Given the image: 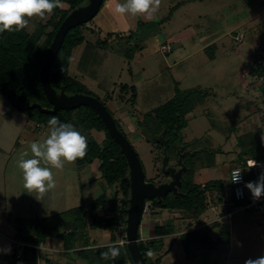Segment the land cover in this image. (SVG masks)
<instances>
[{"label":"rangeland","instance_id":"rangeland-1","mask_svg":"<svg viewBox=\"0 0 264 264\" xmlns=\"http://www.w3.org/2000/svg\"><path fill=\"white\" fill-rule=\"evenodd\" d=\"M106 2L95 19L75 27L84 41L71 52L69 74L83 88L79 95L103 103L137 153L146 180L154 185L170 178L161 170L160 148L147 142L137 122L171 99L185 103L183 129L179 138L175 137L177 158L170 154L166 167L178 170L184 166L187 170L188 166L194 179L197 170L213 164L207 174L224 186L221 201L215 194H206L208 209L196 220L177 211H153L147 203L149 211L139 225L140 241L155 239V226L173 227L171 234L162 236V244L150 259L161 257L160 264H201L202 255L207 253L206 264H244L248 258L264 255V224L259 223V214L254 210L235 212V203L229 201L232 169H242L247 183L256 181L263 171L249 168V160L239 156L236 139L251 132L264 141V85L258 76L249 74L251 70L260 73L254 58L255 50L264 47V0H160L156 11L150 9L154 15L150 21H142L140 13H125L128 30L115 33H105L95 22ZM48 18L25 17L28 26L24 30L32 34ZM236 33L243 35L242 42L234 40ZM205 44L208 49L198 51ZM163 45L170 47L169 54L162 53ZM122 85L135 89L134 102L130 101L131 91L120 92ZM49 134V126L16 112L0 95V249H11L10 254L0 253V264H5L6 256L14 250L32 246L26 242L33 236V228L43 225L40 221L56 227L72 220L68 212L77 208L89 211L98 196L112 197L115 193V188L101 179L97 161L87 165L77 163L79 158L65 161L62 169L42 164L53 172L55 188L43 197L28 191L18 160L24 151L29 153L26 159L33 158L30 144L43 143ZM105 135L95 130L88 134L99 144ZM161 143L164 147L167 144ZM182 176L185 180V174ZM197 182L205 184L204 180ZM106 206L97 214L102 215ZM229 212L230 219L226 217ZM215 224L227 226V237L220 236ZM124 232L125 228L119 237L115 235L116 244L121 245ZM188 233L194 234V239L187 251L179 236ZM83 234L92 245L111 244L107 231L87 227ZM49 239L37 245L38 264H83L74 254L63 251L55 237Z\"/></svg>","mask_w":264,"mask_h":264},{"label":"trees","instance_id":"trees-1","mask_svg":"<svg viewBox=\"0 0 264 264\" xmlns=\"http://www.w3.org/2000/svg\"><path fill=\"white\" fill-rule=\"evenodd\" d=\"M87 1L62 0V3L67 5V8L54 9L48 20L44 24L38 25L32 34H28L24 29L0 33V95L13 110L38 124L48 126V121L53 116L58 117L62 123L72 124L78 132L87 137L88 143L86 155L83 158H79L77 163L91 165L94 161H97V170L101 179L107 186L115 188V193L112 197H107L105 194L98 196L91 204L89 211L77 208L68 212L71 213L72 220H66L61 225L49 227L46 223L44 224V220L40 221V223L43 222V225L33 228V236H30L26 243L32 246L42 245L47 239L55 237L62 243V248L67 253L74 254L83 264H133L128 254L126 243L118 245L115 238V235H120L121 230L125 228L130 195L129 169L125 158L120 153L119 146L110 138L98 116L88 107H79L69 112L59 111L55 115L42 114L37 109H29L32 104H39L44 109H51L43 94L39 80V72L44 55L48 51L54 35L64 19L71 11L85 5ZM47 28H50L48 32H46ZM83 41V35L77 31V28L68 31L64 38L53 62L49 78L52 89L58 95L63 92L67 96H72L81 94L83 90L81 84L76 82L69 74L71 52L75 47L80 46ZM253 72L255 73V70ZM119 90L122 93L128 90L131 91L130 101H135L136 95L133 87L129 88L127 85H122ZM185 107V103L171 99L142 115L140 121L137 122L140 127V134L146 137L147 142L157 144L158 148H160V160H162L164 155V146L161 142L165 141L167 143V164L171 160L170 154L176 157L174 149L176 146L175 137L178 139L181 129H183ZM116 126L121 131L117 124ZM92 130L105 132L106 135L101 144L88 136ZM236 140L240 157L243 155L247 161L256 159L264 163V141H258L251 132L238 136ZM193 155L195 156L194 162H197V152ZM211 166L213 164L206 166V168ZM188 172L187 166V170L183 173L186 178L181 180L178 196L169 193L161 201L153 198L146 200L145 203H148L153 211L160 210L169 213L177 211L186 216L185 218L196 220L208 209L210 199L206 194L209 197L215 194L218 201L225 198L224 186L220 181L210 180L204 185H197L194 182L192 172ZM165 177L168 178L166 175ZM145 181L153 183L146 180V178ZM160 183L161 181H158L156 185ZM104 205H107L105 212L102 215H98L97 211ZM87 227L110 233L111 244L104 246L92 245L88 241L86 234H83ZM215 227L218 228L221 237H227V226L215 224ZM172 231L173 227L169 224L166 226H155V239H151L148 242H138L139 250L146 262L149 264H160L161 257L152 260L148 253L149 251L153 253L156 247L162 244V236L169 235ZM138 238H140L139 235ZM192 239H194V234L192 233L179 236L182 246L187 251ZM123 241H125V238ZM110 247L119 248V256L114 260L101 259V253L107 251ZM21 250V264H38V251L36 249L24 246ZM6 260V264H16V250L10 256L7 255ZM48 264L51 263L48 262Z\"/></svg>","mask_w":264,"mask_h":264},{"label":"clouds","instance_id":"clouds-1","mask_svg":"<svg viewBox=\"0 0 264 264\" xmlns=\"http://www.w3.org/2000/svg\"><path fill=\"white\" fill-rule=\"evenodd\" d=\"M160 0H127L125 4L117 3L115 12L119 14L146 13L156 11ZM62 0H0V33L5 31H20L28 26L27 18L38 16L46 20L48 15L56 8H64ZM48 14V15H46ZM50 134L43 143L32 142L30 151L33 158L28 157V151L21 153L18 167L22 170L24 187L28 191H35L40 197L54 189V174L49 167L41 166L50 164L56 169H62L64 162H74L83 158L87 153V137L78 132L70 123H62L58 117L53 116L48 121ZM249 168H264V164L255 159L248 161ZM242 169H234L232 172V183H238L241 179ZM245 187L251 192L254 200L264 196V171L256 181L248 182ZM10 247L0 249V253L10 254ZM119 248L110 247L101 253V259H115L119 256ZM148 255H153L149 251ZM244 264H264V255L255 259L248 258Z\"/></svg>","mask_w":264,"mask_h":264},{"label":"water","instance_id":"water-1","mask_svg":"<svg viewBox=\"0 0 264 264\" xmlns=\"http://www.w3.org/2000/svg\"><path fill=\"white\" fill-rule=\"evenodd\" d=\"M103 2L104 0H88L86 7H78L74 9L61 23L54 35L48 51L44 55L42 67L39 72L40 85L51 109H44L39 104H32L29 109H37L42 114L55 115L59 111H71L79 107H88L98 116L110 138L119 146L120 153L125 158L129 169L130 199L128 200L129 207L127 210V218L125 220L126 248L133 264H147L138 246V242L140 241L138 238L139 225L143 215L145 201L153 198L161 201L162 198L169 193L178 196L182 175L186 168L183 166L176 170L174 168L166 167V144L164 147V157L161 170L165 175L169 176L170 180L159 185L146 182L137 153L129 141L117 129L115 120L106 110L105 106H103L98 99L90 96L79 94L67 96L63 92L58 95L52 89L49 80L53 62L68 31L95 19L101 10ZM249 74L251 77H255L253 70H251ZM206 255L207 253L202 255L201 264H206Z\"/></svg>","mask_w":264,"mask_h":264},{"label":"built area","instance_id":"built-area-1","mask_svg":"<svg viewBox=\"0 0 264 264\" xmlns=\"http://www.w3.org/2000/svg\"><path fill=\"white\" fill-rule=\"evenodd\" d=\"M243 35L240 33H236L234 40L236 42H242L243 40ZM161 50L164 53H169L170 49L167 46H163L161 47ZM256 54H255V64L256 66H258L260 68V73H256L255 76H258L260 82L262 83V85H264V47H258V49L255 50ZM263 96H264V90H263ZM237 169V168H234ZM232 169L230 171V175H229V181L231 183L232 186V200L235 203V206H233V209L235 212L237 211H241V210H254L255 212H257L259 214V223L260 224H264V198H260L259 200H254L252 197L251 192H249L248 194V189L245 187V185L247 184V182L244 180V175L243 172L241 173V179L238 183H232L233 177H232ZM240 169V168H239ZM264 171V168H263ZM213 210V208H212ZM149 211V207L148 204L145 203L144 205V209H143V214H147V212ZM227 218H231L232 217V213H227L226 214ZM125 233V232H124ZM125 238V235H124ZM123 243H126V241H121V245ZM32 248L37 249V245L35 246H31ZM22 254V250H18L16 251V264H21V257Z\"/></svg>","mask_w":264,"mask_h":264},{"label":"crops","instance_id":"crops-1","mask_svg":"<svg viewBox=\"0 0 264 264\" xmlns=\"http://www.w3.org/2000/svg\"><path fill=\"white\" fill-rule=\"evenodd\" d=\"M117 3L122 4L121 0H107V2L104 5L102 13L99 15V17L95 21L98 28L100 30H103L105 33H115L117 31H119V29L125 30L126 26L129 25V23H128L129 20L127 19L125 14L123 15V14H119V13L115 12V5ZM140 16H141L142 21H146V22L150 21L152 18H154V15L151 13L150 10H149V12H146V13H140ZM133 19H134V17H133ZM124 25H125V27H124ZM126 30H128V27L126 28ZM163 46L169 47L168 45H163ZM207 46L208 45H206V44L203 47L201 46L198 51H200V52L205 51L206 48H208ZM169 49H170V47H169ZM170 52H171V49H170L169 53ZM162 53H164V52L162 51ZM169 53H164V54H169ZM211 169H212V167H210V168L207 167L204 169L197 170L194 173V182L199 183V182H197V180H204L206 183V181H209V180H217V179H213L210 174L209 175L207 174L206 170H211ZM198 178H200V179H198ZM229 199H231L230 202H233L232 196ZM48 240H51V239H48ZM63 251H65V250L63 249Z\"/></svg>","mask_w":264,"mask_h":264},{"label":"flooded vegetation","instance_id":"flooded-vegetation-1","mask_svg":"<svg viewBox=\"0 0 264 264\" xmlns=\"http://www.w3.org/2000/svg\"><path fill=\"white\" fill-rule=\"evenodd\" d=\"M178 169V168H177Z\"/></svg>","mask_w":264,"mask_h":264}]
</instances>
